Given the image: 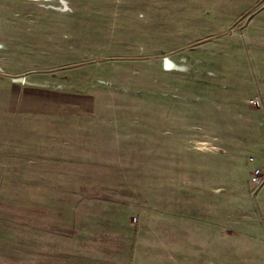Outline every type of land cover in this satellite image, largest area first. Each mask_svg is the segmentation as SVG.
Segmentation results:
<instances>
[{
	"label": "rangeland",
	"instance_id": "374dc122",
	"mask_svg": "<svg viewBox=\"0 0 264 264\" xmlns=\"http://www.w3.org/2000/svg\"><path fill=\"white\" fill-rule=\"evenodd\" d=\"M0 65L94 97L0 111V264H264V0H0Z\"/></svg>",
	"mask_w": 264,
	"mask_h": 264
},
{
	"label": "crops",
	"instance_id": "0c3cea01",
	"mask_svg": "<svg viewBox=\"0 0 264 264\" xmlns=\"http://www.w3.org/2000/svg\"><path fill=\"white\" fill-rule=\"evenodd\" d=\"M5 72L6 69L0 65V111L4 114L5 121L6 117H11L14 121L18 115L39 114L46 116L54 114L56 111L63 112L65 110L68 113L79 115V113H87L89 99H92L94 103V97L88 94L73 95L75 92L69 94L67 92L62 93L63 89L60 92L55 90L57 84L64 87L65 82L61 86L59 82L56 85L53 82L49 84L50 79L48 78L45 80L36 79L33 80L34 82L16 81L13 76ZM61 94L62 97L60 98ZM2 129L4 132L5 124H3ZM3 132H1L2 136ZM8 139L9 137H6V140L0 139V155L8 151ZM142 262L140 250L135 247L132 259L126 264H141ZM111 264L113 263L111 262Z\"/></svg>",
	"mask_w": 264,
	"mask_h": 264
},
{
	"label": "built area",
	"instance_id": "2783aa9c",
	"mask_svg": "<svg viewBox=\"0 0 264 264\" xmlns=\"http://www.w3.org/2000/svg\"><path fill=\"white\" fill-rule=\"evenodd\" d=\"M250 103L251 105L256 106V107L261 106V102L258 98L251 100ZM250 161L252 162L253 158H251ZM252 182L256 184L257 186H261L264 183V176L259 169L254 170L253 176H252Z\"/></svg>",
	"mask_w": 264,
	"mask_h": 264
}]
</instances>
